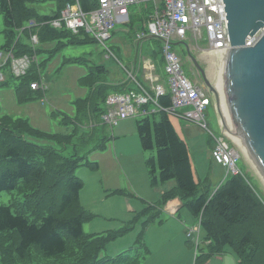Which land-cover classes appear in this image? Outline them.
Here are the masks:
<instances>
[{"label":"trees","instance_id":"1","mask_svg":"<svg viewBox=\"0 0 264 264\" xmlns=\"http://www.w3.org/2000/svg\"><path fill=\"white\" fill-rule=\"evenodd\" d=\"M36 1L43 0H0L5 37L1 48L15 57L32 58L20 76L11 72L10 61L0 62V68H9L18 103L44 94L40 86L31 87L32 83H40V68L46 59H37L39 51L51 53L68 43L94 40L82 31L73 33L50 24L60 16L67 0H52L55 8L49 14L40 13ZM79 2L85 11L97 4V0ZM152 11L151 2L142 4L130 11L128 23L134 18L143 23ZM33 35L36 43H53L47 48L37 46ZM107 73L104 65L93 64L79 78V84L88 92L73 100V115H61L60 123L69 128L65 132H44L26 117L3 113L0 107V194H11L9 203L0 204V264H139L149 252L140 232L134 247L101 256L108 239L121 235L126 228L107 234L83 231V223L96 214L80 202L84 181L75 169L82 165L92 171L99 168L98 161L89 160L87 155L91 150H104L112 138L101 121L106 96L129 88L127 82L109 83ZM161 102L170 103L168 97H162ZM136 130L142 149H155V155L146 160L151 184L174 181L162 193V201L178 197L203 230L194 264L206 263L227 247L243 264H264V196L247 174H228L213 191H201L187 145L165 112L140 118ZM37 136L53 140L56 146L30 139ZM124 192L117 188L109 193Z\"/></svg>","mask_w":264,"mask_h":264},{"label":"rangeland","instance_id":"2","mask_svg":"<svg viewBox=\"0 0 264 264\" xmlns=\"http://www.w3.org/2000/svg\"><path fill=\"white\" fill-rule=\"evenodd\" d=\"M142 4L145 3L132 5L129 9L136 10ZM34 5L43 14H49L55 8L52 0L36 1ZM3 28L2 15H0V52L5 53L1 48L5 43ZM142 31V21L137 18H134L131 23H115L111 36L103 42L114 52V56H107L104 45L96 40L68 43L51 53L46 50L39 51L37 59L46 58L40 68L39 83L44 94L24 103H18L15 99L14 80L9 68H0V73L6 80V83H0L2 112L14 117H26L33 127L47 133L65 132L69 128L60 123V117L65 113L73 115L75 112L73 100L87 94L88 89L79 84V78L87 73L91 65H104L108 71L107 80L112 84L128 83L129 74L126 69L141 79L147 61H152L163 77L164 72L160 63L162 42L148 34L138 39L137 35ZM24 38L25 36H22L23 40ZM52 43L34 44L47 48ZM200 48L206 49L207 42H199L198 48L192 36L172 46L180 58L184 74L193 83L202 87L210 98L204 110L207 128L185 119L172 116L169 119L187 145L200 190L211 192L226 176V167L216 163L210 156V149L213 146V137L210 132L215 135L222 134L219 118H222L225 113L219 110L215 98L202 85L199 75L191 69L190 53L194 54L199 63L207 69L208 80L213 83L214 57L201 52ZM69 58H78L81 61H70ZM188 108L189 106L182 107V109ZM56 111L58 114H53ZM142 117L134 115L119 120L113 127L107 125V134L112 138H109L105 149L91 150L87 155L89 160L98 161L100 168L91 171L82 165L75 169V174L84 181L80 192V202L96 214L95 217L83 223V231L86 234L96 232L107 234L126 228L121 235L108 239L100 252L101 256H113L134 247L137 245L136 240L141 232L142 241L149 252L142 256L139 264H194L196 244L201 242L203 230L199 228L197 219L186 207L180 206L181 204L171 207L172 201H162V191H165L163 188L172 187L173 180L154 186L151 184L146 160L155 155V149L143 150L141 147L136 122ZM155 117L158 119V114ZM229 126L228 123V128ZM223 132L234 139L240 153L236 161L237 167L247 174L264 196V181L238 144L235 135L232 131L230 134L223 129ZM30 139L41 144L48 143L56 146L53 140H44L38 136ZM122 152L128 153L126 154L129 160V167L123 162L124 170L114 162L111 156L113 155L116 159ZM110 166L111 182L114 185L120 184L121 186L118 187L125 191L123 194H107V190L104 191L108 186L105 173ZM100 190L105 196L100 195ZM10 197L9 192H2L0 204L9 203ZM225 249V252L212 256L204 264H243L229 247Z\"/></svg>","mask_w":264,"mask_h":264},{"label":"built area","instance_id":"3","mask_svg":"<svg viewBox=\"0 0 264 264\" xmlns=\"http://www.w3.org/2000/svg\"><path fill=\"white\" fill-rule=\"evenodd\" d=\"M147 2L153 4V11L143 22V31L138 33L137 38L142 39L148 34L162 42L164 76L160 79L151 75V84L146 85L126 69L129 88L106 96L101 121L113 127L119 120L130 116L146 117L163 111L169 117L185 119L207 128L204 110L210 98L202 87L184 74L180 58L172 46L192 36L198 48L199 42H207V48L200 49L209 55L214 56L216 48L230 47L223 0H97L95 8L89 11L82 9L79 0H67L60 16L52 19L50 24L57 28L65 27L73 33L82 31L102 43L107 56H114V52L103 43L104 40L111 36L115 23L129 22L130 6ZM259 35L260 32L248 36L245 45H252ZM32 40L36 43L37 37L33 35ZM31 59L27 55L15 57L10 50L0 52L1 64L10 61V70L15 76L26 72ZM147 68L150 74L155 69L152 63H148ZM3 79V74H0V80ZM38 86L39 83L31 84L33 88ZM162 97H168L170 103L163 105ZM184 106L189 108L182 109ZM219 123L222 128L221 118ZM210 133L213 137L211 158L226 167V175L241 173L236 164L240 153L234 139L225 132L221 135Z\"/></svg>","mask_w":264,"mask_h":264},{"label":"water","instance_id":"4","mask_svg":"<svg viewBox=\"0 0 264 264\" xmlns=\"http://www.w3.org/2000/svg\"><path fill=\"white\" fill-rule=\"evenodd\" d=\"M223 4L230 47L215 49L213 83L205 78V84L264 181V0ZM258 32V39L246 46V38Z\"/></svg>","mask_w":264,"mask_h":264},{"label":"crops","instance_id":"5","mask_svg":"<svg viewBox=\"0 0 264 264\" xmlns=\"http://www.w3.org/2000/svg\"><path fill=\"white\" fill-rule=\"evenodd\" d=\"M129 11H130V9H129ZM148 19V18H147ZM147 19H144V21L145 20H147ZM143 24V23H142ZM160 53H161V50H160ZM148 63H152L153 64V62L152 61H147L146 62V64H145V69H144V71L142 72V78L140 79L142 82H144L146 85H150L151 84V79H150V77H151V75L154 77V78H159L160 77V79L162 78V76L158 73V68H157V66L155 65V64H153V66H154V68L155 69H153L152 71H151V74H150V72L147 70L148 68H147V64ZM160 63H161V65L163 66V62H162V54H161V58H160ZM128 70V69H127ZM112 92V91H111ZM110 92V93H111ZM41 101L43 102V100L41 99ZM170 118V117H169ZM211 150V149H210ZM127 153V152H126ZM126 153H121V154H119L118 155V157L115 159V157L113 156V155H111L112 156V159L114 160V162L119 166V167H121L123 170H124V163L127 165V167H129V165H128V162H129V160H128V157H127V154ZM124 162V163H123ZM99 163V162H98ZM100 164H99V168H100ZM98 168V169H99ZM97 169V170H98ZM110 169H111V166L107 169V171H106V173H105V177H106V179H107V187H106V189H104V191L105 190H107V194L111 191V190H114V189H117V188H120V187H118V186H121L120 184H117V185H114V183H112L111 182V177H110ZM92 171V170H91ZM96 171V170H95ZM89 175H90V173H89ZM171 188V187H170ZM170 188H168V189H170ZM165 191L166 190H168V189H166V187H164L163 188ZM99 190L97 189V195H98V192ZM103 191H101L100 190V195L101 196H105V194L103 195ZM162 193H163V191H162ZM169 201H172L171 202V204H170V206L171 207H175L176 205H178V204H181L180 206H182V201L178 198V197H176V198H173V199H171V200H169Z\"/></svg>","mask_w":264,"mask_h":264},{"label":"flooded vegetation","instance_id":"6","mask_svg":"<svg viewBox=\"0 0 264 264\" xmlns=\"http://www.w3.org/2000/svg\"><path fill=\"white\" fill-rule=\"evenodd\" d=\"M189 61H190L191 69L194 70L199 75L202 85L206 87L205 78L208 79L207 69L199 63L195 55L192 53L189 54Z\"/></svg>","mask_w":264,"mask_h":264},{"label":"bare ground","instance_id":"7","mask_svg":"<svg viewBox=\"0 0 264 264\" xmlns=\"http://www.w3.org/2000/svg\"><path fill=\"white\" fill-rule=\"evenodd\" d=\"M214 57V56H213ZM219 98V97H218ZM219 110L221 111V112H224V110H223V108H222V105H221V103H220V100H219ZM221 122H222V124H223V127H222V132H223V129L227 132V133H230V131H232L233 132V135H235V138H236V140H237V142H239L240 141V139L238 138V136L236 135V133H235V131L232 129V127H231V124H230V122L228 121V119H227V121H226V118H225V115H222V118H221ZM229 123V128H228V123ZM231 129V130H230ZM231 134V133H230ZM241 147H242V149L244 150V152L246 153V151H245V149H244V147L242 146V144L240 145Z\"/></svg>","mask_w":264,"mask_h":264}]
</instances>
